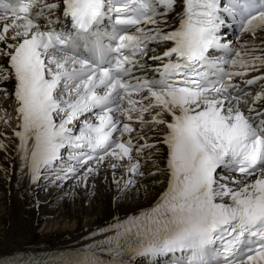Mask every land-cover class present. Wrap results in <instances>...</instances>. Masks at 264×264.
<instances>
[{
    "label": "snow or ice",
    "instance_id": "snow-or-ice-1",
    "mask_svg": "<svg viewBox=\"0 0 264 264\" xmlns=\"http://www.w3.org/2000/svg\"><path fill=\"white\" fill-rule=\"evenodd\" d=\"M62 3L77 34L98 24L109 12L116 14V25L124 26L115 33L124 34L118 36L115 48H98V58L89 62L68 54L74 47L71 34L38 23L44 10L56 8V4L0 0V44L6 45L0 47V55L9 58L8 70L16 81L18 130L14 135L19 139L22 167L27 168L31 181L35 183L53 169L54 162L61 159L60 150L68 147L79 150L69 159H75L85 171L80 175L69 167L62 176L57 174L56 180H67L72 174L78 183L86 184L89 175L97 171L91 166L93 160L97 166L109 157L131 161L133 150L138 158L144 149L156 147L147 142L133 145L130 135L123 139L134 131V119L141 125H166L162 143L168 149L167 188L154 207L134 218L140 224L135 233L126 229V239L121 242L118 230L108 264H124L129 254L150 257L169 253L171 264H264V111L255 108L257 101H264V85L252 97L246 114L241 107L247 102L244 89L231 83L232 76L244 73H227V80L207 86L206 73L195 72L197 65L212 63L209 49L231 50L219 35L225 24L221 13L239 15L242 30L255 35L264 29V0H228L223 6L221 0H184L179 28L167 33L159 27L157 8L168 9L174 0ZM141 24L155 28L136 27L130 33L129 26ZM151 40L174 42L163 57L175 54L177 61L156 69L159 79L134 77L135 69L143 68L135 57L146 54ZM109 52L114 55L106 60ZM236 56L239 58L240 52ZM257 61L264 67V56L253 55L239 62L255 70ZM237 62L233 60V64ZM257 80H264V75L246 83L252 85ZM134 95L140 98L134 99ZM154 108L160 111L146 120L145 113ZM164 113L172 117L170 121L162 118ZM77 126L78 134L74 131ZM85 150L98 155H88ZM139 168L137 159L129 171L143 175ZM219 169L239 173L242 179L219 175ZM247 177L254 179H243ZM132 183L127 181L125 187ZM65 264L101 261L85 254Z\"/></svg>",
    "mask_w": 264,
    "mask_h": 264
},
{
    "label": "bare ground",
    "instance_id": "bare-ground-1",
    "mask_svg": "<svg viewBox=\"0 0 264 264\" xmlns=\"http://www.w3.org/2000/svg\"><path fill=\"white\" fill-rule=\"evenodd\" d=\"M45 2L56 4L57 7L47 9V15H43L38 22H46V26H49V20L52 21L51 24L62 20V0ZM183 8V0H176L171 11L157 17L159 26L176 28L181 20ZM258 41L264 42V29H258L255 35L244 32L235 37L237 52H240L241 56H236L238 62L231 70L244 74L234 75L231 80L238 82L248 76L264 75V67L260 66L259 61L255 70L251 65L242 67L239 62L253 55L264 56V45L261 51H255ZM0 47L6 45L0 44ZM166 47L167 44L160 43L150 49L142 57L145 59L144 65L155 68L160 63V59L156 57H159ZM8 69V59L0 55V144L3 145L0 147V264H23L30 256H38L47 264H65L70 257L87 252L104 254L112 260L113 254L107 245L110 241L116 243L118 230L120 232L138 225L139 222L134 218L141 217L142 213L151 209L167 188L168 172L165 160L168 149L162 143L166 125L147 123L137 129V134L145 136L146 142H158L149 154H145L153 158L148 162L142 163L134 152L131 153V161L128 158L109 157L99 166L93 161L91 166L96 167L97 171L89 175L86 184L78 183L70 174L67 180H56L57 174L62 176L69 167L77 169L80 175L85 171L82 166L63 163L33 183L27 168L22 167L21 154L18 151L19 139L14 135V131L18 130L15 78L10 75ZM263 82L264 80H259L250 89L247 96L249 101L241 105L245 112L248 106L253 104L252 97L261 90ZM257 88L259 90H255ZM255 108L256 111L263 109L264 101H257ZM158 111L160 109L146 114L145 119L150 120L151 115ZM162 118L170 121L172 117L164 113ZM137 159L140 164L139 171L143 175L129 171L130 164L136 163ZM112 163L117 165L115 169L110 167ZM151 170H155L157 174L149 175ZM219 175L242 179L226 172ZM243 179L251 180L254 177ZM129 180L134 183L125 187ZM233 186L229 183V187ZM39 221L43 226L41 230H45L42 233L34 230ZM120 240L122 242L124 238L120 236ZM88 246L92 250H87ZM124 264L164 263L153 259V256L133 257L129 254L124 259Z\"/></svg>",
    "mask_w": 264,
    "mask_h": 264
},
{
    "label": "rangeland",
    "instance_id": "rangeland-1",
    "mask_svg": "<svg viewBox=\"0 0 264 264\" xmlns=\"http://www.w3.org/2000/svg\"><path fill=\"white\" fill-rule=\"evenodd\" d=\"M45 193V192H44ZM43 193V194H44ZM42 194V193H41ZM43 196H45V195H43ZM41 228L43 229V226L41 225V222L39 221V222H37V224L35 225V228H34V230L35 231H39L38 233H42V232H44L45 230H41ZM43 234H47V233H43Z\"/></svg>",
    "mask_w": 264,
    "mask_h": 264
}]
</instances>
